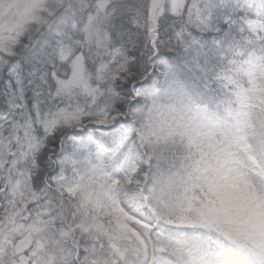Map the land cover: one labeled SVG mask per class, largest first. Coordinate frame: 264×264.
<instances>
[{"label":"snow or ice","instance_id":"obj_1","mask_svg":"<svg viewBox=\"0 0 264 264\" xmlns=\"http://www.w3.org/2000/svg\"><path fill=\"white\" fill-rule=\"evenodd\" d=\"M0 264H264V0H0Z\"/></svg>","mask_w":264,"mask_h":264}]
</instances>
